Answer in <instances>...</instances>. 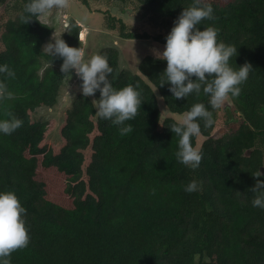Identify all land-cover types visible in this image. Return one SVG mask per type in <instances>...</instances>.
Segmentation results:
<instances>
[{"label": "trees", "instance_id": "1", "mask_svg": "<svg viewBox=\"0 0 264 264\" xmlns=\"http://www.w3.org/2000/svg\"><path fill=\"white\" fill-rule=\"evenodd\" d=\"M17 1V16L0 32V65L15 72L14 79L0 74L15 97L0 101V119L7 118L8 107L23 126L11 135L0 133V192L13 191L26 209L30 242L12 253L11 264H264V209L251 202V188L257 179L264 181V175H252L257 169L264 173V0H207L217 19L197 26H214L218 41L237 46L233 66H252L239 96L229 98L239 114L231 130L212 136L219 109L211 108L202 90L175 99L168 83L159 86L166 60L147 54L132 72L120 68L116 48L106 47L99 53L113 68V87L139 85L141 108L125 122L133 131L121 136L119 126L96 116L91 98L78 94L63 114L56 143L49 139L55 120L33 115L37 107L57 103L69 74L60 71L62 58L42 51L51 26L35 17L22 23L29 0ZM76 1L91 10L89 0ZM130 1L172 26L193 2ZM102 13L103 28L123 39L151 37L109 10ZM70 23L71 32L61 38L79 47L80 25ZM166 35L152 38L165 45ZM99 96L97 90L94 99ZM158 98L178 115L197 102L213 111V126L198 121V168L176 160L179 138L169 126L177 120L162 118ZM192 143L197 146L196 136ZM193 179L201 190L185 192Z\"/></svg>", "mask_w": 264, "mask_h": 264}, {"label": "clouds", "instance_id": "2", "mask_svg": "<svg viewBox=\"0 0 264 264\" xmlns=\"http://www.w3.org/2000/svg\"><path fill=\"white\" fill-rule=\"evenodd\" d=\"M70 6L71 0H29L24 5L20 19L24 24L33 17L40 21L50 16L53 10L68 9ZM215 19L217 17L207 0H193L174 21L165 37L164 49L156 54L157 58L167 62L160 87L168 83L175 99H185L194 92L199 95L202 90L209 97L208 103L213 110L223 107L230 97H238L241 85L252 71V66L247 62L238 68L233 66L231 59L238 54L237 46L218 41V28L205 26L200 30L197 27L204 20ZM63 28L59 35L52 36L54 42H47L42 51L50 57L62 58L61 73L71 75L75 72L81 81L79 91L84 97L94 96L99 91V99L92 100L99 119L110 120L119 126L121 136L131 133L132 125L125 122L134 119L141 108V93L137 90L139 85L114 88L109 79L113 68L109 65L107 55L95 53L89 57L85 46H69L61 38V33L71 32V23L66 20ZM47 67H51V61ZM0 74L15 78V72L7 64L0 65ZM14 98L7 85L0 81V101ZM3 112L7 118L0 119V133L11 135L23 126V121L10 108L5 107ZM198 121H203L204 127H211L215 123L213 111L202 102L193 104L190 110L169 126L179 138L178 150L174 154L176 160L193 170L199 167L203 155V146H194L192 143V138L201 134ZM252 175L260 177L264 173L257 169ZM200 190L201 182L195 179L184 187L187 193ZM251 192L252 205L264 209V181L257 179ZM25 214L26 209L13 191L0 192V264H11L12 253L26 248L30 242Z\"/></svg>", "mask_w": 264, "mask_h": 264}, {"label": "rangeland", "instance_id": "3", "mask_svg": "<svg viewBox=\"0 0 264 264\" xmlns=\"http://www.w3.org/2000/svg\"><path fill=\"white\" fill-rule=\"evenodd\" d=\"M91 10H86L76 0H71V6L68 9H55L47 18H41L42 22L47 23L52 28V33L46 38L43 46L47 42L52 41L53 35H59L64 30L63 25L69 17H72L80 25V32L84 29L81 39V46H85L87 54L90 57L92 54L99 53L101 49L106 47L116 48L119 52V66L122 69H127L132 72L137 71V66L140 60L147 54L158 55V51L164 49L163 44L153 40L156 34H168L172 25L167 20H157L148 12L142 9L136 2L126 0L118 2L112 0H89ZM18 1L5 0L0 6V32L2 24L7 19H13L18 14ZM105 10H109L111 14L121 17L126 24L131 26L133 31L146 33L151 36L148 39H123L116 32L107 30L102 26V15ZM72 19V20H73ZM42 46V50H43ZM81 81L75 75V72L69 75L63 82L59 90L57 103L53 107H37L33 118L35 120L54 119L55 127L49 134V139L56 143L58 142V128L62 122L64 112L70 108L72 100L78 94ZM92 100L94 96H90ZM162 118L172 117L178 120L183 114H174L169 112L158 98ZM239 122V114L234 113L231 102L226 101L225 105L219 109L216 126L212 136L219 137L231 130ZM197 146L200 145L203 138L196 136Z\"/></svg>", "mask_w": 264, "mask_h": 264}, {"label": "water", "instance_id": "4", "mask_svg": "<svg viewBox=\"0 0 264 264\" xmlns=\"http://www.w3.org/2000/svg\"><path fill=\"white\" fill-rule=\"evenodd\" d=\"M72 19H73L72 17H69L68 21L70 22V21H72Z\"/></svg>", "mask_w": 264, "mask_h": 264}]
</instances>
